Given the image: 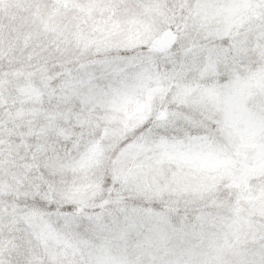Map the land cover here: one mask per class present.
<instances>
[{"label":"snow or ice","instance_id":"obj_1","mask_svg":"<svg viewBox=\"0 0 264 264\" xmlns=\"http://www.w3.org/2000/svg\"><path fill=\"white\" fill-rule=\"evenodd\" d=\"M0 264H264V0H0Z\"/></svg>","mask_w":264,"mask_h":264}]
</instances>
